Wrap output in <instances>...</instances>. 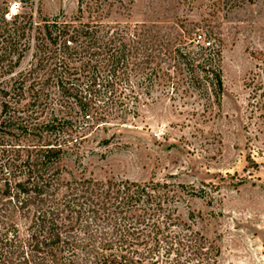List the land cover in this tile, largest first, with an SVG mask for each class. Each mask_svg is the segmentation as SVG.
Wrapping results in <instances>:
<instances>
[{
  "label": "trees",
  "instance_id": "1",
  "mask_svg": "<svg viewBox=\"0 0 264 264\" xmlns=\"http://www.w3.org/2000/svg\"><path fill=\"white\" fill-rule=\"evenodd\" d=\"M12 1L14 2L12 5ZM45 0L0 7V264H219L216 241L179 214L174 184L77 171L107 123H134L161 95L223 91L226 38L243 34L247 159L264 153V26L235 18L257 0ZM254 140V142H253ZM256 140V141H255ZM256 147V149H255Z\"/></svg>",
  "mask_w": 264,
  "mask_h": 264
},
{
  "label": "rangeland",
  "instance_id": "2",
  "mask_svg": "<svg viewBox=\"0 0 264 264\" xmlns=\"http://www.w3.org/2000/svg\"><path fill=\"white\" fill-rule=\"evenodd\" d=\"M148 4L135 0L134 17L146 16ZM44 8L71 11L75 0H45ZM235 18L264 26V0L240 8ZM247 42L243 34L226 38L221 60L224 89L209 98L207 107L193 89L161 95L141 107L134 123H107L106 137L119 127L114 137L90 141L81 155L68 159L77 171L97 177L174 184L180 216L216 241L219 264H264V153H253L256 168L246 158L243 80L252 68Z\"/></svg>",
  "mask_w": 264,
  "mask_h": 264
}]
</instances>
